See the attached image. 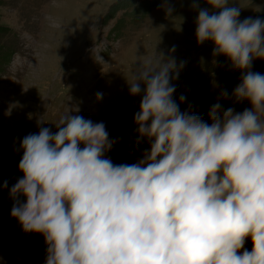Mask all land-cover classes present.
I'll return each instance as SVG.
<instances>
[{
	"label": "clouds",
	"instance_id": "9594fccd",
	"mask_svg": "<svg viewBox=\"0 0 264 264\" xmlns=\"http://www.w3.org/2000/svg\"><path fill=\"white\" fill-rule=\"evenodd\" d=\"M203 3H191L197 42L241 73L207 119L174 98L184 67L175 49L155 50L125 78L141 97L135 144L148 145L134 163H114L119 138L70 110L55 132L40 127L20 142L11 216L43 236L44 264H264V74L252 71L264 60V21L240 20L232 0ZM228 98L249 107L225 109Z\"/></svg>",
	"mask_w": 264,
	"mask_h": 264
},
{
	"label": "rangeland",
	"instance_id": "374dc122",
	"mask_svg": "<svg viewBox=\"0 0 264 264\" xmlns=\"http://www.w3.org/2000/svg\"><path fill=\"white\" fill-rule=\"evenodd\" d=\"M117 1L0 0V26L9 28L2 42L14 53L0 78V264H44L46 258L43 236L25 233L11 216L9 190L22 177L19 147L26 135L40 127L55 132L53 124L70 110L104 122L110 138H119L107 155L131 164L148 147L135 144L141 97L131 96L125 81L134 65L152 60L155 50L168 55L174 48L177 64L184 62L174 98L184 94L181 110L191 107L205 119L221 91L231 94L240 81L226 57L213 56L211 42H197L192 0H157L150 7L141 5L148 0H128L108 18ZM232 2L242 8L240 20L264 18V0ZM166 6L174 9L170 16ZM200 7H207L203 0ZM252 71L264 74V60L254 61ZM220 103L237 111L249 107L231 98Z\"/></svg>",
	"mask_w": 264,
	"mask_h": 264
},
{
	"label": "trees",
	"instance_id": "16d2710c",
	"mask_svg": "<svg viewBox=\"0 0 264 264\" xmlns=\"http://www.w3.org/2000/svg\"><path fill=\"white\" fill-rule=\"evenodd\" d=\"M128 0H119L117 1L110 9V13L108 15V18H110L117 10L119 9H124L125 7L129 6V3L127 2ZM133 1V0H131ZM155 2L157 0H148L147 3H142V6L145 5H149L152 6L153 4H149L150 2ZM135 11V8L133 9ZM105 19V23L108 20ZM262 21H264V18H261ZM5 31H9V28H6L4 26H0V78L1 75L5 72L7 66L9 65V63L11 62L12 58H13V50L7 48L4 43L2 42V38H3V34L5 33Z\"/></svg>",
	"mask_w": 264,
	"mask_h": 264
}]
</instances>
